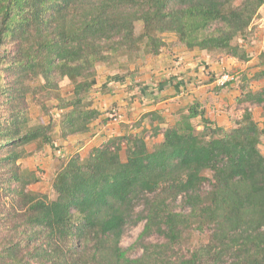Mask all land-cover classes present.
<instances>
[{
  "label": "trees",
  "instance_id": "obj_1",
  "mask_svg": "<svg viewBox=\"0 0 264 264\" xmlns=\"http://www.w3.org/2000/svg\"><path fill=\"white\" fill-rule=\"evenodd\" d=\"M263 5L0 0V264H264V123L250 112L264 105V88L245 94L249 108L229 131L199 102L172 125L156 111L145 114L151 129L60 160L53 199L30 191L39 178L20 166L29 146L52 143L53 124L31 125V105L49 115L56 103L63 140L87 134L102 116L87 101L99 65L158 56L166 34L188 51L247 62L237 39ZM66 79L69 96L61 93ZM254 79L264 80V69ZM142 223L137 241L123 247ZM195 231H207V241L186 248Z\"/></svg>",
  "mask_w": 264,
  "mask_h": 264
},
{
  "label": "rangeland",
  "instance_id": "obj_2",
  "mask_svg": "<svg viewBox=\"0 0 264 264\" xmlns=\"http://www.w3.org/2000/svg\"><path fill=\"white\" fill-rule=\"evenodd\" d=\"M242 1L235 0V5L239 6ZM140 31L141 25L138 24L137 32L139 33ZM163 38L167 45L158 56L142 55L141 58L132 62L122 57L117 59L112 66L99 65L97 67V84L88 94L87 101L94 108L98 109L102 116L92 123L90 126L91 130L87 134L75 135L69 137L67 140H63L59 133L60 113L54 109L56 103L52 102L48 104L50 109L49 115L41 111L39 107L31 105V125L51 123L53 124V132L51 134V144L42 147L37 145L29 146L27 149L29 155L20 161V166L24 171L28 173L33 172L39 178L36 184L29 187L30 191L45 194L50 199H53L52 182L60 160L76 153H80L85 158L93 148L102 145L106 137L111 138L124 132L132 133L136 131H132V129L141 115H135L133 105L137 99L141 98L143 91H146L145 93L148 96H146L144 103H140L142 106H145L141 109L147 110L149 107H146V105L151 106V104L154 105L152 109L157 106L161 107L162 105H157L158 101L154 99L155 94H158L160 85L162 86L166 82L165 80H169L168 78L172 75L165 74V77H163L164 72L151 74L150 70L156 71L158 69L157 65H164L166 70L171 72H182L181 70L186 65L189 66L195 62L200 64L202 61L206 71L205 76L211 82H216L218 88L222 87L219 79L225 75L230 76L232 82L228 83L229 85L220 91H215L216 89L212 90V95L208 93L204 101L206 106H210L212 109L208 111V114L213 115V118L215 116L221 127H225L228 131L242 117L244 110L249 108L248 104L244 102L245 94L247 92H258L264 88V80L254 79L257 72L264 69V5L253 18L245 35L237 39V43L249 55L247 62H240L235 58L220 53H208L198 50H194V54L187 53V49L179 43L175 35L166 34ZM170 50H172L171 52H176V55L170 54ZM172 65L173 67L171 68ZM60 86L63 96H69L73 91V86L67 79L62 81ZM216 92L222 96L226 95V104L219 106L217 99H214L219 98V94L217 95ZM171 98L161 99L163 100L162 102L168 101V103L163 104L164 109L162 110L164 112L162 115L166 114L167 124L172 123L173 114L176 113L175 110L178 108L177 106L173 109L169 105L172 102ZM186 102L185 99H181L179 104L183 106V110L187 108ZM230 103L231 105L227 107L226 105ZM250 112L256 123L262 128L264 123V105L251 106ZM112 115L114 117L116 115V120L111 118ZM101 122H105V126L99 127V123ZM194 123L199 125L201 123L200 118L196 119ZM201 129L202 126H199L198 130ZM93 132L96 134L92 135ZM149 144L152 145L153 140ZM259 148L264 155V137L261 139ZM143 224L128 231L122 241L123 247L129 248L137 241L143 231ZM208 235L207 231L203 233L195 231L189 242H186V248H193L205 243Z\"/></svg>",
  "mask_w": 264,
  "mask_h": 264
},
{
  "label": "crops",
  "instance_id": "obj_3",
  "mask_svg": "<svg viewBox=\"0 0 264 264\" xmlns=\"http://www.w3.org/2000/svg\"><path fill=\"white\" fill-rule=\"evenodd\" d=\"M174 50V49H173ZM172 50H170V54H175L176 52H171ZM186 51V50H185ZM187 53H192L194 54L195 52L194 51H186ZM176 55V54H175ZM162 56V55H161ZM181 59L183 60V58L181 57ZM158 63V62H157ZM163 63V62H161ZM171 63V62H169ZM204 63L201 61L200 64L198 62H195L194 64H190L189 66H185L184 69H182L181 71L182 72H171V71H168L166 70V67L163 65V66H159L157 65V70L156 71H152L150 70L151 74L153 73H158V72H164L163 73V77H165L164 75L165 74H169L172 75L170 78H168L170 80H165L166 82H164V84H162V86L160 85V88H159V91L157 92L158 94H155V101H158L157 102V105L158 104H161L162 106H157L156 108L152 109V107L154 106L153 104H151V106L149 105H146V107H149L147 108V110H143L141 109L142 107H145V106H142L140 103H144L146 100V91H143V95L141 96V98L137 99L136 102L134 103V108H135V115H141L140 118L138 119V121L134 124V128L132 126V131L133 130H136L132 133H138L144 129H151V121L149 119H145L143 121L142 118L145 114L149 113V112H152V111H156L158 112L159 114L162 115V110L164 109L163 107V104L165 103H168V101L166 102H162L163 100H161L162 98L166 99L167 97H172L170 100L172 102L169 103V105L175 109L177 106L178 108H176L175 112L173 114V119H172V123H169V124H173L174 123V119H175V116L176 114L183 109V106L179 105L180 102H181V99H185L187 102H186V106L192 104V103H195V102H199L201 104V110L205 113V117L208 118L209 120H211L212 122L215 123L216 126H220V123L217 119H215V116L213 118V115L211 114H208V111H211V107L210 106H206V103H204V101L206 100V96L207 94L209 93L210 95H212V90L214 91V89H216L215 91H217L218 89V84H216V82H211L209 79H207V77L205 76V67L203 65ZM168 67H170L168 65ZM173 67V65L171 66V68ZM168 69V68H167ZM144 73H147V72H144ZM202 80V81H201ZM159 87V85H158ZM217 87V88H216ZM148 90V89H147ZM156 93V92H155ZM217 95L219 94L218 92H216ZM219 98H214L215 100L217 99V101L219 102V106H221L222 104H226V101H225V98H226V95H221L219 94L218 95ZM224 101V102H223ZM232 103V102H231ZM231 103L228 105H226L227 107L231 105ZM181 106V107H180ZM163 118H165V120L167 121V118H166V114H163L162 115ZM148 120V121H147ZM101 121V120H99ZM137 123H139V125L137 126ZM98 125V124H97ZM99 127H102V126H105V122H101L99 123ZM155 126V125H154ZM138 128V129H137ZM127 131V130H126ZM130 132H124L122 134H118L116 136H112L111 138H105V141H103L105 143H107L109 140L113 139V138H116V137H122L124 136L125 134H128ZM96 134L95 132H93L92 135ZM99 136V135H97ZM104 139V138H103ZM107 139V140H106ZM162 140V135H159V137H157L156 139L153 140V143L154 142H160ZM102 145H98L96 146L95 148H99L101 147ZM93 148L89 153H88V156L90 155V153L95 149ZM80 154V153H78ZM81 156V154H80ZM86 156V157H88ZM82 158H84L83 156H81Z\"/></svg>",
  "mask_w": 264,
  "mask_h": 264
},
{
  "label": "built area",
  "instance_id": "obj_4",
  "mask_svg": "<svg viewBox=\"0 0 264 264\" xmlns=\"http://www.w3.org/2000/svg\"><path fill=\"white\" fill-rule=\"evenodd\" d=\"M231 80H232V78H230V76L225 75V76H223L222 78L219 79V83H221V85L223 86V85H225L226 83H228ZM111 118L116 120V115H115V117H114V115H112Z\"/></svg>",
  "mask_w": 264,
  "mask_h": 264
}]
</instances>
